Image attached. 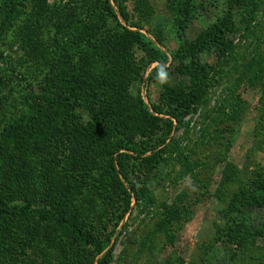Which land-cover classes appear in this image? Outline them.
<instances>
[{
	"label": "rangeland",
	"instance_id": "obj_1",
	"mask_svg": "<svg viewBox=\"0 0 264 264\" xmlns=\"http://www.w3.org/2000/svg\"><path fill=\"white\" fill-rule=\"evenodd\" d=\"M109 2L0 0V264H264V0Z\"/></svg>",
	"mask_w": 264,
	"mask_h": 264
},
{
	"label": "trees",
	"instance_id": "obj_2",
	"mask_svg": "<svg viewBox=\"0 0 264 264\" xmlns=\"http://www.w3.org/2000/svg\"><path fill=\"white\" fill-rule=\"evenodd\" d=\"M104 9L106 13H108L112 18H116L109 0H104ZM228 17L231 18V15H229ZM182 20H181L180 29L184 30L185 23L191 20L190 14H187V16H185ZM229 26H230L229 19L226 22L220 21V20L217 21L215 24L209 26L206 30L201 32L199 36L195 39V41L188 43L185 51L193 55L195 54V55L200 56L201 54L207 53L209 52V50H212L218 47L219 49L218 54L222 53L223 46H224L223 37L225 36V33L228 32ZM122 30L124 32V37L126 38V40L132 43H135L137 45H140L146 51L152 63H156L158 65V68H161V69L165 68L169 60H168L167 55L164 52H162L159 48H157L152 42L147 41L141 33L130 31V30H125L124 28ZM56 102H57L56 104L61 105V103H63V100L59 98L58 100H56ZM64 104L69 105L68 103H64ZM75 105L81 106L84 109L91 111L92 113L96 112V115L99 118L102 117L103 115L101 110L97 106H95L94 103L81 102L80 104L76 103ZM120 149L123 150V152L118 153L116 157L113 159V167L115 169L116 174L120 175L126 182H128L127 177L124 173V165H126L127 159L129 158L132 159V157L126 154L125 151L135 152L136 154H138L139 157L142 153L139 150L137 151L132 146L127 145V144L120 145ZM115 167H117L118 169L117 171ZM126 199L127 201H126L124 212H126V209L128 207V203L130 200L129 194H126ZM2 203L3 202L0 200V215H5V214L12 215L15 213L16 210L14 209L8 210L4 205H2ZM19 211L22 214H26L27 216H31V217H37V218L41 217L43 219L47 217L46 215L40 212L29 211L25 208ZM52 217L56 219L58 226L64 231L67 238H71L73 240H76V239L85 240L84 234L72 220L62 215H59V216L52 215ZM106 248L107 246L105 242L98 243L97 250H96L97 255L104 252ZM110 252H111L110 249L107 250L106 253L102 256V258L97 262V264H107L110 258Z\"/></svg>",
	"mask_w": 264,
	"mask_h": 264
}]
</instances>
